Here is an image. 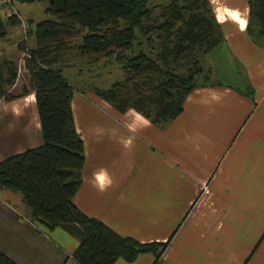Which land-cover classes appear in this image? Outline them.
Here are the masks:
<instances>
[{"label": "crops", "instance_id": "crops-1", "mask_svg": "<svg viewBox=\"0 0 264 264\" xmlns=\"http://www.w3.org/2000/svg\"><path fill=\"white\" fill-rule=\"evenodd\" d=\"M207 1L223 43L202 62L209 84L166 127L99 99L98 114L81 116L87 97L74 93L85 163L73 204L142 245L171 238L159 264H264V46L246 34L247 0ZM28 97L0 105V161L42 144ZM78 245L61 229L30 225L21 197L0 191L1 253L17 264H75Z\"/></svg>", "mask_w": 264, "mask_h": 264}, {"label": "trees", "instance_id": "trees-1", "mask_svg": "<svg viewBox=\"0 0 264 264\" xmlns=\"http://www.w3.org/2000/svg\"><path fill=\"white\" fill-rule=\"evenodd\" d=\"M148 1L17 0L48 4L46 20L29 24L26 32L35 47L27 51L24 42L19 46L27 52L23 69L30 90L22 88L19 96L7 92L17 82L18 67L0 60V101L33 95L42 140L40 146L0 161V191L21 197L34 226L58 228L74 238L79 244L71 256L75 264H132L143 255L159 264L171 240L142 245L73 204L85 156L71 109L75 90L63 76L72 52L82 58H114L121 81L107 90L94 89L93 95L118 114L134 111L158 128L178 118L186 97L210 82L202 62L222 45L223 37L209 2L172 0L155 16ZM247 7L246 34L264 46V0H247ZM19 23L15 17H0V41L8 27ZM0 264L17 263L0 252Z\"/></svg>", "mask_w": 264, "mask_h": 264}, {"label": "rangeland", "instance_id": "rangeland-1", "mask_svg": "<svg viewBox=\"0 0 264 264\" xmlns=\"http://www.w3.org/2000/svg\"><path fill=\"white\" fill-rule=\"evenodd\" d=\"M14 10L19 15V26L17 27H8L7 28V37L4 40L0 41V60L9 61L14 64H17L18 67V78L16 83V88L11 91L7 89L13 96H18L22 93V88H28L30 90L27 76L23 69V59L27 55V52H22L19 50V46L24 42L25 48L31 50L35 47V42L32 38L26 37V32L28 30V23L36 25L44 20L46 17L44 15L45 10L48 8L47 3L40 4H20L17 0H12ZM172 0H149L148 7L155 8V16L158 15L159 10L163 6L168 5ZM0 17L5 21L9 18L8 11L6 9H0ZM79 44V42H77ZM144 52L147 53L146 48ZM63 76L67 79L69 84L74 88L75 92L84 93L87 98V106L81 113V116H89L91 114H98L99 107L95 102L97 98L93 95L92 91L94 89L107 90L114 83L121 81V71L120 66L117 64L114 58H99V57H90L82 58L77 55L75 52H72L69 56V59L65 66L63 67ZM201 82V80L199 81ZM29 100V101H27ZM27 101V102H26ZM99 102V101H97ZM17 104V103H16ZM15 104V109H19V106ZM34 97H28L25 100V105L30 107L34 106ZM1 106H5L4 101H0ZM32 110V109H31ZM37 113V112H36ZM27 114V113H26ZM29 118L32 116L34 118L29 123V129L32 130L36 126L38 117L30 113L29 109ZM39 122V121H38ZM20 123L17 125L19 126ZM16 126V124H15ZM10 126L8 125V128ZM32 135L33 133L30 132ZM3 134V132H2ZM27 145H30L29 143ZM3 144L0 139V148L2 149ZM19 196V195H17ZM20 197V196H19ZM26 214L21 212L18 214L19 218H23ZM24 221V218L21 220ZM29 225L28 223H26ZM30 225H33L30 223ZM171 241V240H170ZM170 244V243H169ZM164 256V255H163Z\"/></svg>", "mask_w": 264, "mask_h": 264}, {"label": "built area", "instance_id": "built-area-1", "mask_svg": "<svg viewBox=\"0 0 264 264\" xmlns=\"http://www.w3.org/2000/svg\"><path fill=\"white\" fill-rule=\"evenodd\" d=\"M12 0H0V9H6L9 17H15L18 19V13L14 10Z\"/></svg>", "mask_w": 264, "mask_h": 264}]
</instances>
